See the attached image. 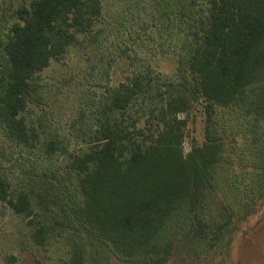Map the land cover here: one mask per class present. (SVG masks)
Returning a JSON list of instances; mask_svg holds the SVG:
<instances>
[{
    "label": "trees",
    "instance_id": "16d2710c",
    "mask_svg": "<svg viewBox=\"0 0 264 264\" xmlns=\"http://www.w3.org/2000/svg\"><path fill=\"white\" fill-rule=\"evenodd\" d=\"M149 1L158 36L160 30L176 33L171 78L148 64L132 68L124 81L104 88L94 108L89 145L67 154L63 171L50 161L43 168L47 171L31 166L30 188L14 193L0 175V201L28 218L38 245L45 244L53 226L38 218L35 206L58 209L61 226L74 224L81 238L85 233V239L106 244L123 262L165 264L177 250L173 229L179 222L197 227L184 239L202 240L209 228L216 240L230 223L255 209L256 198L247 199L245 193L260 190L257 198H263L264 145L256 146L252 157H241L251 158L245 163L255 183L249 179L240 190L234 178L227 183L235 197L246 195L236 218L231 206L214 226L200 218L217 184L228 177L222 162L231 160L217 109L241 118L244 137L249 132L259 137L264 0ZM102 14V0H20L0 13V130L5 140L36 148L47 160L61 150L54 137L41 136L39 124L28 123L25 112L39 101V74L80 37L92 34ZM126 57L133 64L135 57ZM196 103L204 115L203 139L184 150L187 114ZM82 245L72 244L68 264H86Z\"/></svg>",
    "mask_w": 264,
    "mask_h": 264
},
{
    "label": "rangeland",
    "instance_id": "374dc122",
    "mask_svg": "<svg viewBox=\"0 0 264 264\" xmlns=\"http://www.w3.org/2000/svg\"><path fill=\"white\" fill-rule=\"evenodd\" d=\"M19 1L0 0V13H6ZM149 2L102 0V19L95 25L93 35L80 37L60 60L52 61L39 74V101L29 105L26 119L29 124L40 125L42 137H54L61 150L47 160L36 148L14 146L4 139L0 130V175L9 182L11 193L18 188H30L27 182L32 173L31 166L40 171L50 161L63 171L61 166L67 160V154L79 153L89 145L94 108L102 99L106 86L124 81L132 68L136 70L144 64L171 78L176 60L171 44L176 33L174 29L169 34L160 30L158 36ZM159 41L164 43L159 44ZM126 54L135 57L133 64ZM194 106L187 114L184 150L191 141L199 143L203 139L204 115L200 104ZM217 113L231 164L222 162L228 177L217 184L212 201L200 216L212 226L222 219L228 206L232 207V219L241 212L240 199L246 195L235 197L226 190L227 183L234 178L239 190L248 184L247 181L255 183L249 174L251 166L245 163L251 158L241 157H252L254 148L264 145V118L257 139L253 132H249L250 137L241 134L242 120L232 110L217 109ZM248 146H251V152ZM257 193H245L247 199L256 198L255 209L246 218L230 223L226 232L216 240L210 238L214 234L209 228L202 240L184 239L187 232L193 234L197 227L191 229L188 222H179L173 229L177 250L165 264H264V195L259 199ZM35 209L38 218L53 226L43 245L36 244L31 238L33 225L27 223L28 218L14 212L5 201H0V264H68L72 244L82 245L83 240L86 264H129L117 259L106 244L85 239V233H82V240L75 232L74 224L61 226L58 209L41 211L36 206Z\"/></svg>",
    "mask_w": 264,
    "mask_h": 264
}]
</instances>
